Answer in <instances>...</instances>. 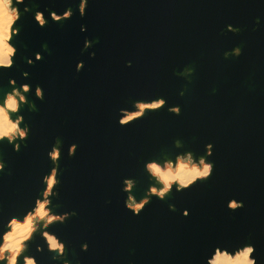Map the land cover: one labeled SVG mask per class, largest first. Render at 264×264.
I'll list each match as a JSON object with an SVG mask.
<instances>
[{"label": "water", "instance_id": "95a60500", "mask_svg": "<svg viewBox=\"0 0 264 264\" xmlns=\"http://www.w3.org/2000/svg\"><path fill=\"white\" fill-rule=\"evenodd\" d=\"M24 3L30 11L21 4L12 25H20L12 41L18 52L12 68L0 69V95L9 87L8 76L19 83L26 68L33 88L28 97L36 107L21 108L32 131L20 151L0 143V158L7 162L0 172V229L34 201L51 166L47 149L58 136L64 154L54 210L75 209L76 215L49 230L66 241L65 258L72 264H203L212 245H237L249 236L264 256V0H89L83 17L78 0ZM11 5L18 8L17 0ZM45 6H71L74 14L63 21L49 17L41 27L33 13ZM256 16L261 21L254 28ZM227 23L241 31H225ZM85 36L94 38L95 57L81 51ZM45 43L43 59L28 65L25 57ZM235 44L242 54L225 58L224 50ZM77 59L85 61L80 72ZM185 65L195 69L191 79L177 75ZM37 83L43 100L34 96ZM154 95L180 104L181 113L146 110L128 125L117 123L119 107ZM207 141L214 145L208 159L215 161L209 180L173 190L163 200L153 196L139 215L124 207V176L136 179L139 198L151 182L146 159L184 149L202 154ZM71 142L78 149L69 157ZM233 195L245 201L244 208L227 209ZM184 207L188 216L181 215ZM84 240L87 251L80 249ZM36 243H43L39 233L27 249L39 264H60L46 248L37 252Z\"/></svg>", "mask_w": 264, "mask_h": 264}, {"label": "clouds", "instance_id": "9594fccd", "mask_svg": "<svg viewBox=\"0 0 264 264\" xmlns=\"http://www.w3.org/2000/svg\"><path fill=\"white\" fill-rule=\"evenodd\" d=\"M12 0H0V69H10L15 63V57L18 52L17 44L12 42L14 36H19L20 25L12 27L20 17L19 6L23 4V11H30V6L24 3V0H17V7H10ZM89 0H78L76 9L81 17L86 15ZM47 13V15L45 14ZM74 14L71 6H66L62 11L54 8L44 9L36 8L33 13L34 20L39 26L47 24L49 17L53 21H63L70 19ZM260 16L255 17L253 27L259 26ZM225 31L238 33L241 31L238 25L227 23ZM80 31L86 32L87 25L80 24ZM94 38L85 36L81 51H88L89 57H95L96 51L93 48ZM48 51L47 44L41 45V50L34 51L25 57L28 65H33L42 60L44 52ZM243 52L240 44L233 45L230 49H225L223 55L239 57ZM126 66L132 65V60L125 61ZM85 66L83 59H77L75 62V71L80 72ZM195 71L194 67L185 65L177 75L191 79L190 73ZM20 75L25 79L17 82L14 75L8 76L9 87L3 90L0 95V143L11 145L13 151H20L31 131V124L26 120L25 114L21 111L22 106L27 105L29 111L34 110L36 105L34 100H30L28 94L33 92L31 83L26 79L29 71L21 69ZM44 88L37 83L34 88V96L37 99H44ZM179 95H184V89H181ZM166 108L167 112L179 115L182 111L178 103H168L164 95H154L148 98H137L131 101V106H121L117 110V123L121 126L128 125L146 115V110H159ZM173 144L177 149L182 148L183 142L177 137ZM213 142L207 141L204 144L202 154L194 153L191 149L176 151L174 156L164 158H150L143 163L144 170L151 181L144 194L137 198L133 191L136 179L132 176H124L121 181V191L126 193L123 200L124 207L131 211L133 215H139L145 206L155 196L161 200L172 192H182L189 190L198 182L209 180L214 172L215 161L208 159L213 154ZM78 144L71 142L67 145L66 154L71 157L77 152ZM64 154V143L60 137H55L47 149V157L51 166L41 176L42 188L34 197V201L21 214L10 215L2 229H0V264H39L38 258L29 253L27 249L34 239V234L39 233L43 243H36L37 252L44 251L52 253L53 261H60V264H72L66 256V241L62 239L55 231L49 230V226L59 222H65L70 216L76 215L75 209L54 210L53 197L59 196L60 180V159ZM7 162L0 158V172L6 170ZM169 209L175 211L174 203L168 204ZM226 207L229 210H236L245 207V201L236 195L227 199ZM190 209L184 207L181 209V215L188 216ZM89 242L84 240L80 243L81 251H87ZM255 253V254H254ZM75 264H81L77 259ZM203 264H264V256L257 251V244L249 236L237 245L215 244L212 245L204 254Z\"/></svg>", "mask_w": 264, "mask_h": 264}, {"label": "rangeland", "instance_id": "374dc122", "mask_svg": "<svg viewBox=\"0 0 264 264\" xmlns=\"http://www.w3.org/2000/svg\"><path fill=\"white\" fill-rule=\"evenodd\" d=\"M10 7H12V5H10Z\"/></svg>", "mask_w": 264, "mask_h": 264}]
</instances>
